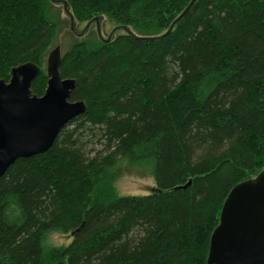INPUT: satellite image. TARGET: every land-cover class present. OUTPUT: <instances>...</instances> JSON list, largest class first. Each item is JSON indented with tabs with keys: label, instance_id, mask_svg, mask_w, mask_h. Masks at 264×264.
Listing matches in <instances>:
<instances>
[{
	"label": "trees",
	"instance_id": "1",
	"mask_svg": "<svg viewBox=\"0 0 264 264\" xmlns=\"http://www.w3.org/2000/svg\"><path fill=\"white\" fill-rule=\"evenodd\" d=\"M66 1L76 27L101 16L153 37L191 0ZM49 3L0 0V80L34 63L37 97L55 36ZM121 33L60 58L61 77L75 81L69 101L86 108L48 152L0 177V264H206L227 194L263 169L261 0H196L157 41ZM121 160L153 179L149 195L114 193ZM52 232L70 243L46 246Z\"/></svg>",
	"mask_w": 264,
	"mask_h": 264
},
{
	"label": "water",
	"instance_id": "2",
	"mask_svg": "<svg viewBox=\"0 0 264 264\" xmlns=\"http://www.w3.org/2000/svg\"><path fill=\"white\" fill-rule=\"evenodd\" d=\"M49 1L62 7L69 31L75 37H84L94 25L99 41L108 44L118 32L138 42L161 40L196 0L188 3L164 33L153 37L137 36L121 25L103 37L101 16L78 30L67 1ZM59 64L60 49L55 47L47 57L46 88L40 97L31 92V85L40 74L34 63L12 67L8 80H0V177L16 160L48 152L62 128L85 111L83 101H69L75 81L61 77ZM206 264H264V167L254 178L234 185L227 194L209 238Z\"/></svg>",
	"mask_w": 264,
	"mask_h": 264
},
{
	"label": "rangeland",
	"instance_id": "3",
	"mask_svg": "<svg viewBox=\"0 0 264 264\" xmlns=\"http://www.w3.org/2000/svg\"><path fill=\"white\" fill-rule=\"evenodd\" d=\"M47 19L55 27V36L52 44L49 47L45 57L42 59V71L46 74V61L48 54L55 47L60 49V58L74 45H80L83 48L89 45L93 48L100 45L95 33V27L92 25L87 32V35L83 38L75 37L69 31L68 20L62 13V7L53 4L48 5L46 11ZM85 23H79L77 29L83 28ZM115 22L111 19L104 18L101 25V32L103 37H106L108 33L115 27ZM122 35L121 32L115 34V38ZM111 187L117 196L122 197H143L149 195L152 190L155 189V184L152 178L145 177L133 169H129L124 166V162L121 160L118 162L115 172L113 173V179L110 181ZM71 241L70 234H62L61 232L49 233L44 244L48 247H65Z\"/></svg>",
	"mask_w": 264,
	"mask_h": 264
},
{
	"label": "flooded vegetation",
	"instance_id": "4",
	"mask_svg": "<svg viewBox=\"0 0 264 264\" xmlns=\"http://www.w3.org/2000/svg\"><path fill=\"white\" fill-rule=\"evenodd\" d=\"M89 31V30H88Z\"/></svg>",
	"mask_w": 264,
	"mask_h": 264
}]
</instances>
